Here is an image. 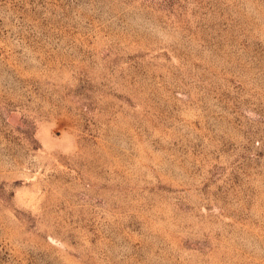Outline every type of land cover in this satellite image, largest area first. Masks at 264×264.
<instances>
[{
  "label": "rangeland",
  "instance_id": "1",
  "mask_svg": "<svg viewBox=\"0 0 264 264\" xmlns=\"http://www.w3.org/2000/svg\"><path fill=\"white\" fill-rule=\"evenodd\" d=\"M0 264H264V0H0Z\"/></svg>",
  "mask_w": 264,
  "mask_h": 264
}]
</instances>
